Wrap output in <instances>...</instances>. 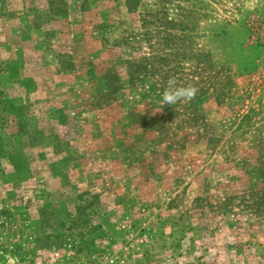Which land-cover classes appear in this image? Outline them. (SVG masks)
Returning <instances> with one entry per match:
<instances>
[{
    "label": "rangeland",
    "instance_id": "374dc122",
    "mask_svg": "<svg viewBox=\"0 0 264 264\" xmlns=\"http://www.w3.org/2000/svg\"><path fill=\"white\" fill-rule=\"evenodd\" d=\"M13 1L0 264H264V0H85L89 53L47 27L71 0Z\"/></svg>",
    "mask_w": 264,
    "mask_h": 264
},
{
    "label": "crops",
    "instance_id": "0c3cea01",
    "mask_svg": "<svg viewBox=\"0 0 264 264\" xmlns=\"http://www.w3.org/2000/svg\"><path fill=\"white\" fill-rule=\"evenodd\" d=\"M12 2L14 4L13 0ZM88 3H90V0H88ZM84 4L85 0H71L68 14L59 17L55 21H52L47 27L53 29L56 32L59 37L58 39L67 38L72 43L71 46L73 48H76V46L80 47L81 45L83 51L89 53L94 49L93 46H95L96 49L100 46L103 35L101 33H95L93 25L90 24L91 17L88 16V14L92 15V13L82 11ZM97 7L98 5L95 6V8ZM66 24L68 27H70L69 32L64 30ZM215 100V96L210 97V95H207L203 97L202 107L205 113L207 112L205 102L208 101L212 105L216 102ZM247 101L251 102L248 99Z\"/></svg>",
    "mask_w": 264,
    "mask_h": 264
},
{
    "label": "clouds",
    "instance_id": "9594fccd",
    "mask_svg": "<svg viewBox=\"0 0 264 264\" xmlns=\"http://www.w3.org/2000/svg\"><path fill=\"white\" fill-rule=\"evenodd\" d=\"M198 89L191 84L178 85L174 78H169L167 85L161 93L160 104L177 105L178 103H187L197 94Z\"/></svg>",
    "mask_w": 264,
    "mask_h": 264
},
{
    "label": "trees",
    "instance_id": "16d2710c",
    "mask_svg": "<svg viewBox=\"0 0 264 264\" xmlns=\"http://www.w3.org/2000/svg\"><path fill=\"white\" fill-rule=\"evenodd\" d=\"M129 9L132 7L130 4H128V2H126V4H125ZM130 11V10H129ZM132 11V10H131ZM204 94H206V92L204 93ZM203 94V95H204Z\"/></svg>",
    "mask_w": 264,
    "mask_h": 264
}]
</instances>
